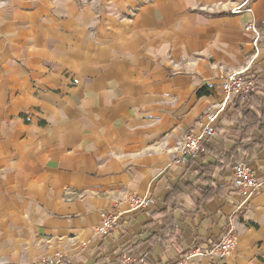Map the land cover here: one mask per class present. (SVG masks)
I'll return each mask as SVG.
<instances>
[{
	"label": "crops",
	"instance_id": "1",
	"mask_svg": "<svg viewBox=\"0 0 264 264\" xmlns=\"http://www.w3.org/2000/svg\"><path fill=\"white\" fill-rule=\"evenodd\" d=\"M243 1L0 0V264H264V146L235 148L245 98L220 88L242 72L264 95V0ZM215 112L206 152L179 160ZM235 159L258 181L246 201ZM130 194L152 203L130 213ZM105 210L121 221L99 235ZM229 228L233 253L208 255Z\"/></svg>",
	"mask_w": 264,
	"mask_h": 264
},
{
	"label": "built area",
	"instance_id": "2",
	"mask_svg": "<svg viewBox=\"0 0 264 264\" xmlns=\"http://www.w3.org/2000/svg\"><path fill=\"white\" fill-rule=\"evenodd\" d=\"M252 0H244L238 6L234 13H239ZM250 11V8H247ZM247 30L254 34L253 44L257 49V44L260 39L259 29L250 24ZM221 92L223 94V104L230 102L235 98H246L257 92V83L253 77L246 76L242 72H228L222 78ZM218 117V112L206 114L203 122L200 123V133H189L185 136L182 143L177 149L179 160H184L187 157H199L206 152L207 142L214 135L215 123ZM232 186L237 194L246 201L252 192L258 187V181L253 175V171L249 164L245 161L235 162L231 169ZM125 202L130 213L146 210L151 202L150 198L138 194H130L125 198ZM121 221V213L118 211L105 210L100 213V224L96 228V233L99 235H108L113 232ZM237 238L232 231V228L226 230L218 242L213 247L206 251L208 255L215 256L220 260H226L236 248ZM201 255L198 250L182 255L170 264H189L194 256ZM137 258L130 253H123L120 257L119 264H136ZM36 264H64L62 256L56 254L51 260H40Z\"/></svg>",
	"mask_w": 264,
	"mask_h": 264
},
{
	"label": "trees",
	"instance_id": "3",
	"mask_svg": "<svg viewBox=\"0 0 264 264\" xmlns=\"http://www.w3.org/2000/svg\"><path fill=\"white\" fill-rule=\"evenodd\" d=\"M207 90L200 91V94L207 93ZM238 107H241L240 114L241 118H236L238 121V129L235 131L233 142L236 149H241L247 152L249 150L248 144L252 143L257 146H264V95L259 96L252 94L246 97L244 100H240ZM260 133L258 138L251 136L254 128ZM234 155L230 153L222 154V161H232ZM235 159L234 161H238ZM214 164H207L201 167L200 178L204 174L210 175ZM137 264V263H136Z\"/></svg>",
	"mask_w": 264,
	"mask_h": 264
}]
</instances>
